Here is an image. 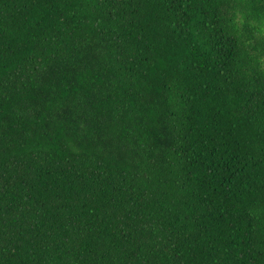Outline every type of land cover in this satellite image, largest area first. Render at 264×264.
Masks as SVG:
<instances>
[{
    "label": "trees",
    "instance_id": "trees-1",
    "mask_svg": "<svg viewBox=\"0 0 264 264\" xmlns=\"http://www.w3.org/2000/svg\"><path fill=\"white\" fill-rule=\"evenodd\" d=\"M0 264H264V0H0Z\"/></svg>",
    "mask_w": 264,
    "mask_h": 264
}]
</instances>
